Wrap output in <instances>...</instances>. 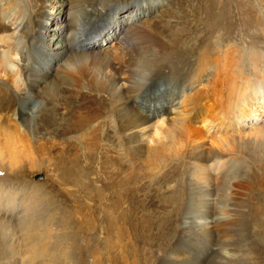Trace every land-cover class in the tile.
Instances as JSON below:
<instances>
[{
  "label": "rangeland",
  "instance_id": "1",
  "mask_svg": "<svg viewBox=\"0 0 264 264\" xmlns=\"http://www.w3.org/2000/svg\"><path fill=\"white\" fill-rule=\"evenodd\" d=\"M60 2L62 4L58 5ZM195 2L200 3L199 0ZM152 3L154 10L148 3L140 9L128 1L114 3L111 15L109 10L103 9L102 20L107 18L108 27L111 22L117 30L122 19L136 20L142 12L148 14L150 11V15L157 9L169 10L170 14L180 9L184 0H152ZM232 3L235 11L244 6L257 7L261 11L248 13L241 17L242 20L236 14L232 20V27L236 25L235 37L231 31L222 30L219 22L215 25V17L205 7H199L194 17L197 32L203 43L213 49L210 57H219L225 64L226 74L239 81L240 84L235 81L237 86L246 84L247 79L251 85L257 78L264 80V0H232ZM72 4L74 0L42 1L34 17L37 22L41 19L37 30L44 43L49 42L52 46L57 42L64 43L67 31L63 25L67 23L66 12ZM87 4L100 9L105 6L99 0H87L84 6ZM226 4L224 0H216L207 8L224 12ZM180 10L186 17V13L192 14L186 8ZM85 20L79 13L71 23L70 31L86 27ZM100 23L99 30L103 26V22ZM244 23L248 25L244 26ZM89 36L85 45L104 46L114 41L112 32ZM216 40L218 44L213 48L212 43ZM141 68L140 75L147 77L149 67ZM0 78L6 79L3 74ZM59 83L55 81L49 85L53 94L54 86ZM197 86L204 85L194 87ZM194 87L183 90L174 102L177 109L189 111L187 124L191 130L199 131L198 144L203 155L216 150L223 160L237 163L241 173L234 175L235 179L247 181L246 185L233 184V176L223 180L219 178L220 173L212 170V165L199 158L194 161L191 157L194 151L188 147L184 136L179 135L177 122L170 119L168 113H153L149 121L138 125L143 130V154L129 157L123 152L121 159L116 161V155L121 151L117 147L108 156L112 162L106 169L108 174L112 172V178L118 180L124 174L131 176L137 190L131 192L132 200L128 202L125 196L122 201L109 199L104 194L72 198L64 188L68 190L73 186H61L55 180L57 139L47 141L45 145L38 137L42 119L11 118L10 114L2 117L0 113V264H264V98L259 95L239 98L235 113H226L222 119H219L215 105L208 102L207 119L204 120L198 116L193 118V111L188 110L196 90ZM41 92V96H48L46 87ZM149 94L148 91L144 96L150 98ZM33 104V109L37 110L43 100H33ZM163 105L166 103L157 106ZM240 114L244 116L236 120ZM114 118L111 117L112 123L116 122ZM30 134L36 137L35 141ZM163 135L169 136V143L164 137L165 144L149 153L153 140ZM99 164L97 158L88 166V173L95 177L96 186L107 185L108 180L98 176ZM201 176L203 178L199 179ZM160 179H168L169 189L159 187ZM192 181H198L202 186H219L217 200L238 206V215L234 217L226 210L220 213L225 217V223L216 224L211 232L193 225L189 214L192 211L185 213L184 210L192 198L185 197L183 190ZM176 190L180 193L173 197ZM168 191L169 206L160 198ZM233 191L238 193L237 198L232 196ZM185 220L190 221L188 226L183 223ZM168 226L169 231H165ZM116 237L110 244L109 241ZM217 240L221 253L210 256Z\"/></svg>",
  "mask_w": 264,
  "mask_h": 264
},
{
  "label": "bare ground",
  "instance_id": "2",
  "mask_svg": "<svg viewBox=\"0 0 264 264\" xmlns=\"http://www.w3.org/2000/svg\"><path fill=\"white\" fill-rule=\"evenodd\" d=\"M42 1L0 0V74L6 77L5 80L0 78V113L2 117L10 114L11 118L42 119L38 137L45 141V145L47 141L57 139L59 151L56 157L55 180L58 185L73 186L68 190L64 188L69 191L66 192L69 196L90 198L104 194L109 199L118 200L124 199L125 196L130 202L131 192L136 189L132 178L126 174L119 176L118 180L112 178V172L108 174L106 169V165L112 162L108 156L111 155L110 151H115L113 148L117 147L121 151L117 153L116 161L121 159L123 152L129 157L143 154V130L138 128V125L149 121L154 116L153 113H168L170 119L177 122L179 135L184 136L188 147L194 151L191 156L193 160L199 158L212 165V170L220 173L219 178L223 180L233 176V184H247V181L235 179L241 171L234 161L223 160L221 153L216 150L203 155V149L198 144L199 131L191 130L187 124L189 111L177 109L178 106L174 102L184 89L203 84L201 88L194 87L196 90L188 110L193 111V118L198 116L206 120L208 102L209 105H215L218 117L222 119L226 113H235L234 107L237 106L239 98H245L247 95H259L261 99L264 98L262 78H257L251 85L250 79H245L247 82L241 84L243 87L237 86L239 81L235 80V83L233 78L226 74V67L221 59L210 57L213 49L201 40L194 19L196 10L205 7L207 12L215 17V25L219 22L222 30L231 31L235 36L233 30L236 25L232 27L233 17L239 14L241 18L261 9L244 6L237 7L235 11L232 0H224L227 9L224 12H213V8L208 9L207 6H211L216 0H199L198 5L196 0H184L181 8L192 12L186 13L187 17L181 8L170 14L169 10L163 12L162 9H157L150 15V11L148 14L142 12L136 16V20L122 19L116 30L111 22L108 27L107 18H104L106 22L102 20L103 9L109 10L111 15L116 5L114 3L128 1L134 4L136 9L148 3V7L154 10V2L99 0L105 5L100 9L91 7L90 4L84 6L87 0H74L68 11H64L67 13V23L62 25L67 31L66 40L63 44L57 42L52 46L49 42L44 43L41 40L42 35L37 30L41 19L37 22L34 17ZM61 4L60 2L58 5ZM79 13L86 18L87 26L71 32V23ZM100 22H103V26L99 30L97 27ZM103 32H112L114 41L110 45H85L91 37L90 34L94 33L95 37ZM225 40L230 42L229 38ZM217 44L216 40L212 47L216 48ZM144 66L149 67L147 77L140 75L139 68L144 69ZM55 81L65 84H56L53 94L54 90L50 91L49 85ZM43 87H46L48 96H41ZM148 91L150 98L148 95L147 98L144 96ZM37 99H42L43 105L34 110L32 101ZM163 103L166 105L157 106ZM242 115L235 119L240 120ZM111 117L116 118L115 123L111 122ZM30 136L32 140H36L33 134ZM164 137H167L169 143V136L163 135L153 140L154 144L148 152L151 153L158 146L164 145ZM97 158L100 159L97 166L98 176L106 178L109 182L107 185L96 186L95 177L88 173V166ZM202 178L203 176L199 179ZM159 181V187L169 189L168 179ZM217 189L219 186H202L198 181L189 182L183 188L185 197L192 198L184 207L185 213L192 211L189 213L190 221L205 232H211V228L218 223H225V217L220 216V213L227 212L235 217L240 211L236 205L217 200ZM174 193L173 197L180 192L176 190ZM232 194L237 198V192L233 191ZM160 198L169 206V191ZM4 209L6 208L2 210ZM190 221L185 220L183 223L188 226ZM165 231H169V226ZM166 235H169V232ZM116 239L117 237L112 238L109 243L112 244ZM216 244L215 251H211L210 256L221 253L219 240Z\"/></svg>",
  "mask_w": 264,
  "mask_h": 264
}]
</instances>
